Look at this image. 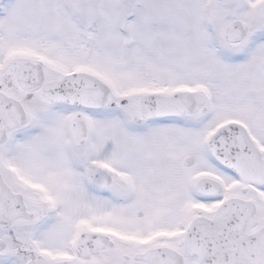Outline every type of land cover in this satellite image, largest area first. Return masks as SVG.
<instances>
[{"label": "rangeland", "instance_id": "obj_1", "mask_svg": "<svg viewBox=\"0 0 264 264\" xmlns=\"http://www.w3.org/2000/svg\"><path fill=\"white\" fill-rule=\"evenodd\" d=\"M6 1L8 0H3V3ZM192 2L201 13L196 12L198 13L195 15L196 17L189 20ZM224 2L226 1L224 0ZM204 3L207 4V0H10L7 3L0 18V58L2 62L9 56L11 49L19 47L39 49L38 46L46 41L44 50L43 48L39 49V53L43 54L42 51H44L51 60L57 62L54 64L59 66V69L66 68L61 71L60 76L65 74L64 72H67L68 68L73 70V67L81 64L95 66L107 75L105 82L111 87L112 96L104 109L90 112L96 121L94 127L96 132L92 130L91 133L95 140H92L91 143H95L93 148H97L95 153L104 158H100V160L113 165V172L119 168L123 169L121 167L123 163L118 161L131 163L133 158H139L135 162V167L139 169L145 167L149 174L157 170L169 169L179 172L180 169H183L185 190H181L178 186L176 191L170 193L171 195L165 194L167 204L160 206L156 202L153 206L148 204L144 207L137 203L128 205L123 203V199L118 194L116 200L108 199L106 206L96 203V206H99V209L96 210L97 213L89 211L87 218H91L90 221L93 225L121 227L120 216L123 224L126 225L128 219L123 214L124 209L120 210V206L124 208L128 206L127 216L130 215L132 218L139 217L138 212L143 211L142 219L147 221L138 230L143 229L145 235L146 232L169 228L172 221L184 222L181 214L183 210L188 212L187 216H194L196 214L195 205H201L204 208V213H208L220 199H225L230 194H242L241 188L244 185L237 183L238 178H234L235 174L212 158L213 156L208 150V140L213 127L219 122L218 120L238 118L249 125L256 144H264V100L262 109L257 108L259 94H264V61L261 59L258 68L253 72L250 71L253 66L248 64L247 55L241 56V62L227 65L234 55L233 49L219 43V37H215V26H217V31L220 26L224 29L226 24L237 16L245 18L247 24H250L252 28H255L259 22H255L256 19L253 18L255 13L251 16L246 13L245 8L236 7L228 15L224 7H220L217 9L220 16H218L216 25L215 23L208 25L207 19L208 21L212 20L216 8L210 9L211 7L207 6V11L203 7ZM223 5L225 4L222 3L221 6ZM236 9L241 11L237 12ZM131 11L135 15L138 14L139 17L136 15L133 19ZM88 17H90L89 25L82 21ZM144 20L149 21L150 24H147L153 30L156 41H164V43L153 48L152 55L146 59L148 69L146 67L143 69V73L146 74L142 75V69L140 67L136 69L129 62L130 56L134 53L137 57H143L139 52L140 47L125 46L124 42L130 36L124 27L135 35L136 32L133 28ZM67 22L70 24L66 25ZM73 32L74 34L75 32L80 33L74 42ZM250 34L254 36L255 33ZM204 39L206 41H202ZM221 39L224 41L223 37ZM82 40L83 42L91 41L90 46L84 48V45H81ZM146 53L148 52L146 51ZM217 58L219 59L218 63ZM1 66L0 71L3 70ZM82 66H78V68ZM218 71H224V74L221 72L224 76L229 72V75H235L238 78L229 80L223 78L222 75L221 79ZM114 73L116 74L114 75ZM245 76L250 78V82L253 80V83L244 82V80H248ZM137 81L140 84H155L148 88H140V85H137L143 91L163 89L171 92L179 86L185 87L186 90L195 88L202 91L196 113L188 117L185 116V120L177 119L179 122H184L185 135L181 137L179 135L180 124L167 128L164 133L166 138H172L169 139L170 148L166 149L167 156H170L167 160H172L168 163L166 161L163 164L162 160L165 159L160 161L158 153L150 158L149 151H143L139 146L133 145L131 149L129 148L134 139L133 136H130L133 132L129 127L132 120L129 114H123L129 113L130 105L118 101L125 97L128 100L130 96L135 95L137 90L132 88L136 87L134 84ZM203 107H207L205 112L202 111ZM52 109L54 111L44 116ZM48 111L41 112L35 127H29L23 135L25 158L29 166L26 170L30 172L39 169L44 176L49 175V172L60 173L66 170L67 172L64 174H70L76 169L71 157L72 153L75 156L79 154L81 166H84L89 159H94L93 156L96 155L93 151V156H91L89 151L83 150V147L76 144L69 135L70 132L65 123L66 119L70 115L72 116L71 108L59 104L50 106ZM83 113L85 116L87 111L85 110ZM42 116H44L43 119H41ZM40 119L42 120L41 127ZM197 127L198 129H196ZM201 136V142L197 144ZM104 142L107 143L104 144ZM117 153L120 157L117 156ZM184 155L194 156L198 162L196 166L185 167L182 165L181 157ZM129 165L132 166V164ZM129 168L132 170L131 167ZM201 172L224 181H221L224 186L223 193L212 197L199 195L195 189V182L202 176L198 175ZM145 176H142V179L148 180L149 178ZM170 179L168 183L171 185L174 177L170 176ZM234 183L237 185L232 186L231 184ZM250 189L253 190L252 187ZM154 190L155 192L149 191V193L154 195L156 189ZM251 190L248 195L255 196ZM256 190L259 191L258 198L262 196L260 205L264 210V185L257 187ZM87 194L94 199L96 193L89 192ZM78 195L83 198L82 193H78ZM181 195H184L183 199L185 198L183 209L178 207L180 203L177 205L173 198L177 199ZM141 196L145 195L141 194ZM108 197L111 198V196ZM156 200L160 199L156 198ZM84 201H79L81 206L87 204ZM88 206L91 207L94 204H87ZM86 211L85 208H80L79 213L85 214ZM76 215L71 214L72 217H81L78 213Z\"/></svg>", "mask_w": 264, "mask_h": 264}, {"label": "flooded vegetation", "instance_id": "obj_2", "mask_svg": "<svg viewBox=\"0 0 264 264\" xmlns=\"http://www.w3.org/2000/svg\"><path fill=\"white\" fill-rule=\"evenodd\" d=\"M43 71L47 80L54 78L45 65H43ZM16 77L15 65L5 69L0 78V90L19 99L27 108L26 106L34 101L31 97L27 101L24 99L33 94L25 92L18 84ZM37 93H40L38 95L43 99L41 92L37 91L34 94ZM38 100L39 98H37ZM20 141L19 137L18 144ZM18 152L17 150L8 151V148L0 145V169L10 189L23 196L27 211L31 216L18 217L7 227L0 226V264H200L197 251L185 250L187 239L186 234L182 232L187 230L196 218L187 216V211H183L182 220L184 222L172 221L169 228L158 230V232L168 234L165 238L154 242L155 244L145 245V242H141L152 234L139 237L137 234H133L134 231L131 228L128 229L127 234H124L125 229L122 226L111 228L103 226L102 228L114 231L115 236L106 237L105 240H92L91 236L86 237L82 244L83 248L79 252L76 246L81 235L86 232L91 235L94 232L90 218L71 216L67 190L72 186L77 189L90 190L93 186L90 179L84 175V171L81 169L77 174L70 176L69 174H57L48 177L44 176L40 170L28 172L23 167L24 157ZM262 156L264 158V153ZM165 172L167 174L164 176L170 177L172 171ZM173 176H175L174 173ZM176 176L178 175L176 174ZM154 181L152 179L153 184ZM112 183H114V178ZM120 183L115 185L117 191L123 193L125 189L128 191L127 193H130V190H127L129 187L123 184L122 180ZM136 183V191L132 193L137 199L131 203H137L143 207L153 203L150 197L153 195L149 191H153L156 185L152 184L148 190H145L139 179H136ZM111 185L113 186V184ZM93 187L95 190L96 188L100 190L98 193L96 192L95 196L102 199V188ZM156 187L161 188V186ZM40 188L41 190H39ZM161 189L165 190V187ZM58 192L59 194L55 197L54 195ZM162 192L157 190V194ZM140 193L145 196H141ZM139 212V215H143V211ZM83 223L87 225L81 228ZM262 226H264V215L261 212V216L254 217L249 221L246 232L248 234L256 233ZM92 245H96L95 248L98 250L93 251ZM156 253L168 254H163L158 260L151 259L152 262L146 259L147 256Z\"/></svg>", "mask_w": 264, "mask_h": 264}, {"label": "water", "instance_id": "obj_3", "mask_svg": "<svg viewBox=\"0 0 264 264\" xmlns=\"http://www.w3.org/2000/svg\"><path fill=\"white\" fill-rule=\"evenodd\" d=\"M78 78H69L67 84H70V87L66 86V84L60 82L58 84H51L50 87L45 85L44 89H49L52 92H55L53 95V99L56 100H66L73 103L79 104H87V102H91L92 104L102 105L107 97V91L103 86L100 85H92L90 87L88 82L83 81L82 83L79 82ZM39 83V81L37 82ZM74 85V86H72ZM66 86V87H65ZM50 93V92H49ZM153 101L158 102V100H163L162 98L154 97L152 98ZM6 103H9L7 99H5ZM193 102L192 98L187 97H179V99H175L174 103L177 104L179 107L185 106L186 104L191 105ZM12 107H6L0 105V141L3 139L2 136V127L3 129L14 127L22 124L25 117L22 109L19 105L12 101ZM193 108V107H192ZM187 109V108H186ZM240 169H244L243 166ZM199 189L202 192L210 193L211 190L214 189V185L209 181H204L199 186ZM17 197L13 195L10 189L4 183L1 174H0V222L7 223L9 222L15 215L20 214L21 206L16 203ZM239 200H232L227 205L225 209L221 212V216L229 217V213L231 210L235 208L238 209L241 207ZM19 209V210H18ZM11 218V219H10Z\"/></svg>", "mask_w": 264, "mask_h": 264}, {"label": "bare ground", "instance_id": "obj_4", "mask_svg": "<svg viewBox=\"0 0 264 264\" xmlns=\"http://www.w3.org/2000/svg\"><path fill=\"white\" fill-rule=\"evenodd\" d=\"M231 76V78H232V75H230Z\"/></svg>", "mask_w": 264, "mask_h": 264}]
</instances>
